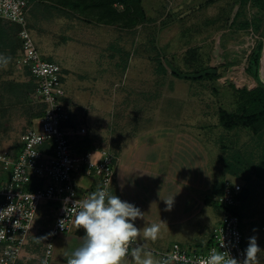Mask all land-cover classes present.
Returning a JSON list of instances; mask_svg holds the SVG:
<instances>
[{"label": "rangeland", "instance_id": "1", "mask_svg": "<svg viewBox=\"0 0 264 264\" xmlns=\"http://www.w3.org/2000/svg\"><path fill=\"white\" fill-rule=\"evenodd\" d=\"M257 2L264 0H142L146 20L132 29L89 22L50 2L34 3L28 18L42 58L49 57L65 68L64 88L68 91L71 86L73 90L79 86L74 99L70 97L74 103H67L69 111L79 104L72 115L76 125L86 129L89 123L96 122L103 129L105 123L110 127L134 120L137 115L127 114V108L130 111L138 108L144 116H153L155 100L164 91L167 95L161 105L166 113L162 117L178 120L187 97L193 105L201 106L206 131L203 138L207 137V148L216 152L219 182L228 177L243 188L239 201L243 249L253 236L264 249V129L256 133L242 126L226 129L220 123L219 113L221 109L228 112L239 109L243 102L242 88L250 90L264 85V66L260 72L258 67L257 80L247 72L252 53L258 48L262 53L264 47V8L257 6ZM0 27L7 28L8 24L1 22ZM1 42L2 39L0 57L7 58V64L0 63V92L8 82H29L28 75L13 64L10 50L3 48ZM166 60L183 73L216 68L219 75L199 79L171 75L169 70L159 73ZM256 69L250 63L251 73L255 74ZM234 70L244 71L253 83L237 85L231 77ZM96 94L103 100L101 104L107 105L104 99L115 104L106 122L102 112L93 110L100 105ZM109 94L112 96L107 97ZM40 107L35 91L31 95L24 90L18 98L0 95V154L17 147L20 134L36 124ZM186 115H183L186 121L195 117ZM101 133L104 135L103 130ZM96 178L78 176L75 183L91 186ZM49 203L41 201L37 214L42 206L57 212L58 205ZM212 207L216 223L222 210L217 203ZM55 217L51 213L44 215V227H52ZM211 239L212 236L201 248H190L204 252ZM258 256L259 264H264V251Z\"/></svg>", "mask_w": 264, "mask_h": 264}, {"label": "built area", "instance_id": "2", "mask_svg": "<svg viewBox=\"0 0 264 264\" xmlns=\"http://www.w3.org/2000/svg\"><path fill=\"white\" fill-rule=\"evenodd\" d=\"M31 7L29 0H0V19L19 27L20 48L15 64L28 70L36 84L35 94L43 107L36 124L20 134L18 148L0 154V215L7 213V207L15 210L10 219L0 221V264H17L21 259L41 201L58 205L40 258V264H49L53 238L76 224L73 203L81 202L98 188L109 190L115 176L116 158L110 150L95 148L78 152L71 144V138L85 130L71 125L62 66L54 60L42 58L31 35L28 22ZM81 175L97 177L94 189L79 193L75 179ZM33 179H39L42 185L29 189ZM241 190L239 182L228 177L223 179L222 191L214 197L222 210L221 218L206 251L199 252L173 243L167 250H151L156 264H201L214 251H227L231 257L242 261L243 234L235 213ZM65 198H69L68 213L64 210ZM61 220L63 227L59 223ZM137 247H140L138 242L131 246L130 253Z\"/></svg>", "mask_w": 264, "mask_h": 264}, {"label": "crops", "instance_id": "3", "mask_svg": "<svg viewBox=\"0 0 264 264\" xmlns=\"http://www.w3.org/2000/svg\"><path fill=\"white\" fill-rule=\"evenodd\" d=\"M62 68L65 74V68L63 66ZM64 82L65 75L63 84ZM78 92L79 86H76L75 90L71 86L68 91L65 87V101L72 103L70 97L74 99ZM166 95L167 92L164 91L160 98L155 100L157 105L153 106V109L155 108L153 116H144V112H140L138 108L133 111L127 108V114L134 112L137 115L134 120L121 121L111 124L110 127L105 123L103 129L96 125V122L94 125L89 123L86 129L83 127L87 131L83 136L90 140L91 150L108 149L115 156V176L109 191L140 208L143 217L135 221V226L141 231L152 224L160 226L156 240L139 238L137 240L142 246L141 259L146 255L150 256L153 264L156 258L151 252L152 249L167 250L173 243L189 248L190 246L201 248L203 242L209 243L219 222L215 223L216 214L212 207H216V204L205 201V198L212 194L215 184L219 182L217 178L219 168L216 152H211L207 148L205 143L207 137L203 138V133L206 132L203 129V109L199 105H193L190 97H187L184 99L186 105L181 108L178 120L174 117L170 119L169 116L162 117L161 114L166 111L165 106L161 104L164 103L162 101ZM110 96L112 94L107 97ZM95 97L99 99L100 105L93 110L96 113L102 112L106 122L110 119L115 104L107 99H104L107 105L101 104L103 100L99 94ZM75 107L70 110L71 125L75 129L82 128L73 122ZM115 109L118 111V108ZM186 113L191 117L195 115L193 119L191 118L193 121L184 120L183 115ZM102 130L104 135L101 133ZM83 136L82 134L73 136L71 144L75 146V142ZM96 182L97 180L91 182L93 184L91 186L76 184L77 189L82 193L94 187ZM173 197V206L168 210L164 200H171ZM50 213L56 215L55 211L52 212L47 206H42L40 214L36 215L32 233L17 264H40L42 250L51 228L44 227L42 217ZM84 234L85 230L82 227L78 228L73 224L69 230L53 238L49 264H67L72 251L82 243ZM123 264H137V260L130 254L124 258Z\"/></svg>", "mask_w": 264, "mask_h": 264}, {"label": "clouds", "instance_id": "4", "mask_svg": "<svg viewBox=\"0 0 264 264\" xmlns=\"http://www.w3.org/2000/svg\"><path fill=\"white\" fill-rule=\"evenodd\" d=\"M0 63L7 64V58L0 57ZM175 197V196H174ZM174 197L164 200L168 210H171ZM64 210L69 198L64 200ZM7 213L0 215V221L10 219L14 209L7 207ZM75 223L78 228L85 230L84 239L79 247L72 251L67 264H123L130 253V248L139 239L156 240L160 232L158 224L141 229L135 226V221L143 217L140 208L133 203L113 195L106 187L98 188L86 199L72 205ZM2 211V210H0ZM63 220L60 226L63 227ZM16 225H14L15 227ZM224 243L221 244V248ZM264 251L257 244L255 236L249 238L248 246L244 249V259L237 260L227 251L212 252L201 264H259L260 252ZM137 264H153L150 256L141 259V250L137 247L131 251Z\"/></svg>", "mask_w": 264, "mask_h": 264}, {"label": "trees", "instance_id": "5", "mask_svg": "<svg viewBox=\"0 0 264 264\" xmlns=\"http://www.w3.org/2000/svg\"><path fill=\"white\" fill-rule=\"evenodd\" d=\"M44 2H50L53 6H58L70 11L71 14L77 16L78 18H84L86 21H93L97 24L108 26H120L122 28L132 29L146 20V12L143 8L142 0H29V3H31L32 6L34 3L39 4ZM256 4L257 6L264 8V3L257 2ZM1 22H6L8 24L7 28L0 27V39H2L1 45L3 48H8L10 50L8 52L9 56L12 58L13 64L16 66L15 61L20 48V39L18 37L19 27L11 22L0 19V23ZM260 58L261 49L258 48L252 53L247 67V72L256 80L258 79ZM250 63L255 64L257 68L255 70V74L250 71ZM166 70H168L166 64H161L158 72L164 73ZM24 71L29 77V82L23 84L8 82L2 87L0 92L1 96L4 95L8 98H18L24 90L26 91V94H34L36 84L33 82L28 70L24 69ZM172 74L176 75L174 73ZM218 75L219 72L217 71L216 74L204 75L199 77V79L216 77ZM240 91L243 94V102L241 103L239 109L234 112H228L221 109L219 113L220 123L226 129L242 126L247 127L256 133L264 129V85L259 84L257 87H253L250 90L242 88ZM40 108L38 118H40L43 113L42 105ZM16 148H18V146ZM73 148L77 149L78 152L90 150V140L86 136H83L80 140L75 142V146H73ZM222 182L223 180L215 184L212 194L208 195L205 198V201L216 204L214 197L221 193ZM41 185L42 183L39 179H33L30 185H28V188L33 189L40 187ZM242 193L243 188L239 195V201L242 198ZM235 213L238 215L241 223L239 204L235 208Z\"/></svg>", "mask_w": 264, "mask_h": 264}, {"label": "water", "instance_id": "6", "mask_svg": "<svg viewBox=\"0 0 264 264\" xmlns=\"http://www.w3.org/2000/svg\"><path fill=\"white\" fill-rule=\"evenodd\" d=\"M165 64L167 68L170 70V72L176 74L177 76L185 77V78H199L204 75L217 73V70L215 68H208V69L201 70L199 72L183 73L177 70L169 61L166 60ZM263 66H264V47H263V51L261 53V58L259 62V72L261 71Z\"/></svg>", "mask_w": 264, "mask_h": 264}, {"label": "bare ground", "instance_id": "7", "mask_svg": "<svg viewBox=\"0 0 264 264\" xmlns=\"http://www.w3.org/2000/svg\"><path fill=\"white\" fill-rule=\"evenodd\" d=\"M231 77L236 81L237 85H250L253 83L252 78H249L242 70H234L231 73Z\"/></svg>", "mask_w": 264, "mask_h": 264}]
</instances>
